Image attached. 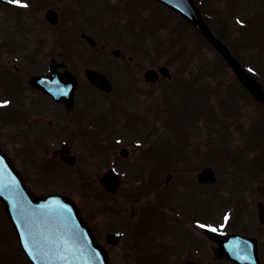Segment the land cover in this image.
Segmentation results:
<instances>
[{
    "label": "rangeland",
    "instance_id": "1",
    "mask_svg": "<svg viewBox=\"0 0 264 264\" xmlns=\"http://www.w3.org/2000/svg\"><path fill=\"white\" fill-rule=\"evenodd\" d=\"M43 2V7H39L37 9V13H35L34 16L26 15L22 18H16L14 15H10V13L5 12V16L3 13H0V28H2L0 31L3 35L8 36L9 38L8 41L6 42H0V46L3 45V47L12 49V50H18L17 52L15 51V56L16 60L22 61L21 64H18V67L15 66L14 61H9L7 62L6 56L2 55L0 56V65L2 68H6L7 66L10 67L9 71L14 72L17 71L18 75L21 76V81H23L26 85H28V78L34 74L35 72H40L42 69L45 68V64L49 61L50 57L53 56L54 58H58L59 60L71 58L73 68H75V71L78 73V77L80 78V83L79 87L77 90V95H76V100H77V105H82L83 103L88 102L87 97H90V94L88 93H93L95 95V99L98 102H101L98 99V95L95 94V90L85 84V88L87 93H84V83H85V78L83 77V71L85 66L89 67H94L97 69H108L109 74L114 78L116 81V87L117 89H121L118 85L122 84L123 88H129L127 91L129 93H123L122 95V103L125 100V104L128 105L129 107H135L138 108V115H142L144 113L149 114V119H146L144 121V124L147 126L140 127V129L147 130L149 129H155L154 125L157 122L154 123V120H152L153 116L155 115L156 111L152 112V109L155 107H162V103L164 102L165 108L163 112H169L171 115L174 117H179L181 120L180 123L184 125V123H187L188 120L185 119L184 114L185 110L182 109V107L186 106L183 104L184 96L181 94H178L177 88L175 89H169L164 92V88H171L172 86L168 85L166 83L165 79L163 82H160L156 84V86L153 88H150V86H146L143 84V72L149 68L152 67L153 65L156 64H163L164 61L166 63H169L171 65V71L173 73V70H175L180 62H183L184 60H187L188 57H190L192 54H195V57L193 58L192 61H190L189 65L185 68L186 70L182 71H177V77H180L183 81L188 80L187 78L192 77V71L195 73H201L204 72L206 73V77L203 79H200V83H205V85L211 86V87H216L219 84L224 85L227 83L230 79L233 80L232 73H230L229 67L224 65L225 68H217V64H222V61L220 60V56L213 51L204 41H201L199 37L189 28L186 27L185 22L181 21L178 19L177 15L172 11L167 10L163 5L157 3L154 0H129L131 1L129 8L132 9L131 12L127 11V5L128 2L127 0H42ZM211 1V0H210ZM245 3H249L250 5L253 3V0H243ZM243 1H241L240 5H244ZM256 6H258L259 9L262 8L261 6V0H256L255 2ZM55 7L58 11L59 14V22L58 26H49L46 24V20L43 16L44 10L47 7ZM207 8L211 9L210 5L208 2L206 3ZM114 7H118L119 12L121 14H116L114 12ZM70 8L73 10L71 11ZM71 13V14H69ZM132 13V14H131ZM230 16V12L227 13ZM251 16L254 14L253 11L249 13ZM241 16L244 17L245 14L241 12ZM212 21H215L213 17H211ZM260 22V23H259ZM259 22L256 23L254 22L252 27L247 28L244 30L247 33V37L249 33L252 31V38H254L255 41H260L261 47L264 48V37L262 36V30H260V24H263L262 20H259ZM172 23L173 27L176 26V31L173 32L170 31L172 28ZM215 29L217 28V31L220 35L222 34V30L220 28H224L227 26V24L224 23H217L213 22ZM230 25L231 22H230ZM130 26V29L133 28V32L129 33L127 30V27ZM73 28V30H70ZM144 28V29H143ZM152 30V29H159L158 31H161V35L158 32H151L148 34V31L146 30ZM70 30V31H69ZM143 34L142 37L146 36L143 41V50L140 49L136 50L135 47L137 45H140L138 41L140 40L139 38L135 36L140 33ZM221 30V31H220ZM81 31L88 32L89 34L93 35L97 39V43L99 47L104 46V49L100 50H95L92 49L88 46L85 45V43L82 41L79 33ZM147 31V32H146ZM157 31V30H153ZM227 31V30H226ZM224 31V32H226ZM254 32H256L254 34ZM264 33V32H263ZM70 38L69 40H66L67 38ZM61 37L62 42L57 43L58 38ZM141 37V38H142ZM228 39V37H226ZM200 40V41H199ZM229 40V39H228ZM236 42V41H235ZM25 44L23 50L20 49L23 44ZM69 43L73 45V48L71 49L67 46H69ZM239 43V44H238ZM255 43V42H254ZM253 43V44H254ZM61 44V45H60ZM34 45L38 48V50H34L32 46ZM67 45V46H66ZM235 46V43H233ZM237 45H241L240 42L237 41ZM236 45V46H237ZM254 46H256L254 44ZM257 47V46H256ZM35 48V47H34ZM114 48H119L121 49L125 54L127 55H134L136 58L132 60V62L129 63L130 65V71L129 69H126V66L122 65V61L120 59L113 58V56L110 54V50ZM166 48L172 52L173 50H178L175 52H179L181 58H177L175 55L174 58H171L172 56L166 54L163 56H159L160 52L166 51ZM199 49L202 50L203 52L195 53V50ZM76 51V52H75ZM142 51V54H141ZM261 50L259 49L258 52ZM69 53L71 54L69 56ZM76 53L77 57L74 56L73 54ZM191 54L190 56H188ZM256 54H258L256 51L253 53V57H255L256 62L255 65L257 66L256 68L259 70H262L263 72L261 74L264 75V61L261 60V62H257V59L259 57H256ZM183 55V56H182ZM243 55V54H242ZM184 57V58H183ZM244 57L248 60L247 54L244 53ZM264 58V57H263ZM253 59V58H252ZM110 62V63H109ZM156 63V64H155ZM108 64V65H107ZM213 64L214 66L211 67L210 65ZM122 67L121 70H119L120 66ZM101 66V67H100ZM259 66V67H258ZM178 69V68H177ZM103 70V69H102ZM123 71V72H122ZM125 74V75H123ZM129 74L131 76H129ZM174 74V73H173ZM194 75V74H193ZM228 75V79L225 78V76ZM1 77H4V73L1 74ZM14 77V76H11ZM129 77V78H128ZM132 77V78H130ZM129 79H134V82H132L130 85L125 81ZM137 79V80H136ZM221 79V81H220ZM230 80V81H231ZM233 82H235L233 80ZM125 83V84H124ZM164 85H161V84ZM124 84V85H123ZM129 85V86H126ZM167 85V86H166ZM235 85L239 86L240 83L235 82ZM162 86V88H161ZM166 86V87H165ZM160 88V92H156V89ZM239 90H242L241 87H238ZM94 90V91H93ZM130 90V91H129ZM223 89L218 90V92H213L212 90L209 89L208 93L206 95V100L204 101L205 108L203 113L205 114L206 112L209 113V110H213L214 107H219V101L218 95L220 97H224L223 95ZM123 91V89H122ZM16 93V91H13ZM225 92V91H224ZM29 93H34L32 92L31 89L26 90V94L22 92L21 96H18V100L21 102V104H24V107H28L29 104H32L31 107L34 108L35 104H37V99H32L31 95ZM36 96L40 97L39 94H35ZM13 96V94H12ZM14 97V96H13ZM232 97V96H231ZM249 97H244L242 98V101L239 103V109H240V118L239 122L237 121V116L235 115H230L227 116L228 119H226L225 114L222 113V110H219V115L220 119L217 117V125H219V128H222L223 132L226 133V131L231 132L235 130L236 135L238 137L236 138L237 140V146L241 147L247 145L246 140L240 135L245 132L248 133L250 131L249 129V124L251 126V121L252 119H260V122L258 124V128L256 129V132L258 134V138H250L249 140V145L250 147L247 149V153L245 155H248L247 158L251 157L250 160H248V164L250 161H252V166L249 168L244 166V164H241L239 161V164L241 167L245 168L246 172H248L251 177L249 179L248 185L252 184L254 185L258 180L254 179L255 177V172L263 166L262 169H264V117L259 118L257 111L260 110L262 111L263 109L259 108V106L256 104L255 101H248ZM165 101H164V100ZM17 101V100H16ZM198 101V100H197ZM195 101V102H197ZM248 101V102H247ZM19 102V103H20ZM97 102V103H98ZM29 103V104H28ZM203 102L201 101L200 103L197 104V107L199 109H202L200 105ZM99 104V103H98ZM140 104V105H139ZM151 105V106H150ZM211 107H209V106ZM43 106V107H42ZM54 102H50L47 100V105H39L37 111H44L46 113L44 114H38L36 121L30 118V123L31 127H28L26 124H23V126H20L19 129H13L14 126L8 123H5L4 127H2L1 131V125H0V132L2 133L0 137L3 139L2 141L5 144L6 149L13 153V156L16 159V163L19 164L20 167L23 168L26 177L28 180H30V183L32 186L36 189L37 193L41 192H47L48 190L54 189L56 191L62 192L63 190L68 192L69 195L74 196L77 200L78 203L81 205L82 210L87 214L88 209L92 208V206H95L93 203H99V205L103 204V199L101 197H105L103 195V188L100 186L98 182V178L100 175H102V170L104 167L107 165V163L104 161V159L97 153V151L92 152L90 148L91 142L87 140V138L84 135H76L72 139V150L71 152H74L78 155L79 157V167L82 169L81 172H78L80 175H76L74 171H71L68 166L58 159V157L53 158L52 157V149H57L60 147L61 142L66 140V136H68L67 131H62V128L66 126V130L69 129L70 127V120L68 121L67 118L69 114L74 115L75 111H65L61 106L55 108ZM150 106V107H149ZM41 107V108H40ZM30 108V106H29ZM215 108V109H216ZM246 108V109H245ZM112 109V108H111ZM7 114L12 115L11 118H13L15 123H19L22 121L21 117V112L16 106L15 108L9 106L5 108L4 110ZM35 112V111H34ZM111 112V111H110ZM256 113V114H255ZM153 115V116H152ZM212 115V114H211ZM263 115V114H262ZM260 115V116H262ZM15 116L17 118L15 119ZM165 118L160 119V123L158 125V129L155 133H152V136H150L151 142L156 145H163L164 143L167 142H173L172 144L175 145L176 143H180L178 140V135L177 137L174 136L175 132L172 128L168 126V115L166 114L164 116ZM176 117V118H177ZM214 115H212V118L210 117H205L200 115V123L198 131H194L192 134V139H191V144H183L184 147L186 148L187 152H183L181 155V151H179L178 158L175 157V159H180L182 157H191L194 159L196 157V152L201 153L202 157H208L210 155H213L214 160L213 164L216 169L217 175H218V183L215 187L214 190L217 191V189L222 190L223 187V192L219 198L223 200H220L219 203L221 205V208L218 210L215 209L213 213L210 214V211H208V208H202L204 212H206L207 217L209 220H215L218 223V226L220 227H228L230 225L228 221V216L226 214H221V210L228 204V202L231 201L229 197L233 194L232 189L228 188L230 186L231 180H236L237 183L241 184L242 178L237 179L235 176L234 171L232 170V166H236L237 163L235 164V161L228 160L224 157V152H223V147H217L216 145V139L217 136L215 137L214 135H221L218 131H215V127L213 126L214 121ZM216 119V118H215ZM237 119V120H236ZM167 120V122H166ZM254 121V120H253ZM207 122V123H206ZM224 122V123H223ZM231 122V123H230ZM226 123V124H225ZM230 123V124H227ZM201 124V126H200ZM149 125V126H148ZM187 126V124H185ZM27 126V127H26ZM50 126L51 129L54 131L50 132L47 136V139L52 138V145H49L48 147H39L37 148L35 160L37 162H49L50 160H54V164L59 165L58 169L55 168L53 173L54 177H51V179H38L39 177L37 176L39 168L34 165L31 161L30 158L27 159V157L22 158L21 156L18 155V152L21 151V147L18 136L21 138V136L24 137H29L32 136L34 140H38L42 137V131L44 133L47 132V128ZM203 126V128H202ZM123 127V124L121 125ZM231 127H234L233 129ZM28 128L29 130H27ZM20 129L24 130L23 134H20ZM138 129V126L135 128ZM32 130V132L30 131ZM19 131V132H18ZM70 132V131H69ZM171 134V135H169ZM138 135H145L142 133H138ZM182 136V133L181 135ZM69 137V136H68ZM194 140L196 142V146H194ZM48 141V142H49ZM104 143H107L108 145H111L113 141L109 140L106 141L105 139L103 140ZM47 142V141H46ZM213 142V143H212ZM212 145V146H211ZM167 147V144H166ZM233 147V146H231ZM50 149V150H49ZM233 149V148H231ZM236 150H238V147H235ZM261 150L262 154L260 155L261 157H258L256 160V152L258 150ZM49 150V151H48ZM164 152L162 153H157L154 156H149L147 157V160L149 161L150 159H153L154 157L157 159L158 156H161L162 159H165L164 157L169 156L167 153V149L163 148ZM245 152L246 150H242ZM22 152V151H21ZM32 153H35L32 152ZM31 153V154H32ZM110 153V151H109ZM165 153V154H164ZM38 155V156H37ZM253 155L255 158H253ZM217 160H216V158ZM246 159V156H245ZM253 159V160H252ZM134 160V158H133ZM132 160V161H133ZM151 162V161H150ZM150 162L147 164L149 165ZM235 164V165H232ZM152 165V162H151ZM206 164L198 161L193 160V163H190L189 166L186 165L185 168L188 170V173L186 176L185 174H181L185 172L183 170V167H177V166H169L165 167L163 169H160L161 173L159 174L162 181L164 176H166L168 173H172L174 177V181L171 179L169 182V189L172 186H179L180 184H186L189 186L193 180H191L190 175H193V179L195 177V174L198 172L200 167L205 166ZM251 165V164H249ZM184 166V165H182ZM236 168V167H235ZM248 168V169H247ZM261 169V170H262ZM70 170V171H69ZM242 170V169H241ZM248 170V171H247ZM181 174V175H180ZM242 174V173H241ZM245 174V173H243ZM242 174V176H243ZM39 175V174H38ZM263 173H260L258 176H263ZM186 176L189 180H184L183 177ZM244 176H248L247 174ZM260 177V178H261ZM264 177V176H263ZM37 179V180H34ZM54 178L56 186L54 183V187H45L43 185L44 182L48 183ZM246 178V177H245ZM32 179V180H31ZM176 179V180H175ZM254 179V180H253ZM81 180H83V185L80 184ZM182 180L183 182L179 181ZM164 182V181H163ZM260 183H263V181H260ZM42 184V185H41ZM126 184H132L126 182ZM196 184V181L194 182ZM181 186V185H180ZM257 185H254L251 189L249 188V191H247L248 195V204L245 206L244 209H242V213L239 214L240 216L238 217V221L235 223H240L248 226L247 218L251 216V209H256V203L259 200H263L264 196L263 193H261L260 190H257L256 188ZM204 187V186H203ZM206 187V186H205ZM241 187V186H240ZM239 187V188H240ZM124 188V187H123ZM213 188L207 187L204 189L206 192L211 193ZM237 189V188H236ZM189 190V188H187ZM219 190V191H220ZM158 194V197L161 198L163 196V193L161 192H155ZM151 194L148 196V199L152 201V203L155 204V199L157 200L158 197H156L157 194ZM201 194H204L203 190H200ZM199 193H196L194 190V187L190 189L189 192V200L191 201L193 199V196L198 195ZM180 195H183L186 197V195L180 193ZM179 196V195H177ZM194 196V198H195ZM218 196V195H217ZM203 196L200 195V198ZM228 197V198H227ZM197 198V196H196ZM215 198V195L213 194L209 197L210 203L212 204V200ZM203 204H207V198L204 201L202 199ZM109 203V201H108ZM140 204V202H138ZM136 204L138 206L139 204ZM224 203V204H223ZM100 205V206H101ZM131 205L130 204L127 208V215H131ZM169 205V203H168ZM162 207V206H161ZM3 206L0 203V221L6 225L7 219H5L4 216V210H2ZM168 208V207H167ZM166 208V210H167ZM201 208V207H199ZM161 210V209H160ZM100 211V210H99ZM104 211V210H103ZM162 211V210H161ZM95 212V210H94ZM201 212V211H200ZM203 212V214H204ZM137 213V211H136ZM163 213V211H162ZM167 214H172L170 213L169 209ZM168 214V215H169ZM181 214V213H180ZM209 214V215H208ZM247 214V217H246ZM153 215V214H152ZM190 215V214H189ZM192 215H195V212L192 213ZM191 215V217H192ZM179 220L172 218L170 222L168 221L169 226L165 228H169L171 232L164 234L165 236L161 237V244L160 245H165L168 244L171 247H174L176 250L177 248H184V242L182 238H184V235L181 233L182 231L187 234L189 237H193L196 241L202 242L203 246L199 244L201 247H205L204 245V238L200 239L198 238V231L193 228V224L191 223V218L188 216L187 220H180V215H174ZM147 217V216H145ZM137 215L135 214V217L133 216V222L137 220ZM92 221L94 227H97L98 233H99V238L100 240L104 243V233L106 232L107 229L109 228H114L115 230L119 228H126V226L123 224L124 221L131 226V223H128L129 220L126 217L124 213L121 212H116L115 215H112L111 213H108V211H100V213H97V216H95ZM165 219L164 214H161L160 212L156 215H153L152 219L150 222L144 223V229H147L149 227V223L155 224V225H160L161 222H163ZM240 221V222H239ZM250 221V220H249ZM187 223V224H185ZM191 223V225H190ZM232 224V226H235ZM252 223V221H251ZM242 224V225H243ZM1 225V224H0ZM112 226V227H111ZM231 226V225H230ZM251 227V225H249ZM106 229V230H105ZM164 229V228H162ZM159 230V229H157ZM261 237L260 240L264 242V227L261 229ZM163 230H160L159 233H162ZM166 230L164 229V232ZM181 231V232H180ZM11 232L6 231V229H2L0 226V264H6L5 262V257H4V252H7L11 254L12 252L16 255V257H22L23 255L17 250V244L13 241H10L9 234ZM15 235H12V239H14ZM137 240L135 239L129 242L127 241H122L121 243H118L117 247H112L113 249H110L112 259H113V264H133L134 262L141 264H179L181 263L179 258H175L171 255L170 251L169 252H164L167 253V258L162 257L159 259L151 257L150 253H153L154 257L157 256L156 252L153 250H150V248L145 244V241L140 242L139 244H136ZM143 244V245H141ZM197 246V245H196ZM165 249V248H164ZM150 250V251H149ZM174 252V251H172ZM262 252L264 253V244H263V250ZM22 255V256H21ZM170 255V256H169ZM13 254L10 255L12 257ZM172 258H168L171 257ZM15 257V258H16ZM13 258V257H12ZM178 259L177 260H174ZM169 259V260H168ZM9 264H29L22 260H16L13 259Z\"/></svg>",
    "mask_w": 264,
    "mask_h": 264
},
{
    "label": "water",
    "instance_id": "2",
    "mask_svg": "<svg viewBox=\"0 0 264 264\" xmlns=\"http://www.w3.org/2000/svg\"><path fill=\"white\" fill-rule=\"evenodd\" d=\"M163 1L191 20L224 53L234 70L249 85L250 77L214 40L189 0ZM46 80L44 84L38 83L44 90H50L55 80L57 83L56 75ZM251 90L264 100V92L256 85ZM204 172L210 173V170ZM203 174L199 175V180L204 181ZM0 199L14 223L21 246L34 264H107L105 250L93 238L74 203L57 195L34 197L23 187L21 178L7 162L0 166Z\"/></svg>",
    "mask_w": 264,
    "mask_h": 264
},
{
    "label": "flooded vegetation",
    "instance_id": "3",
    "mask_svg": "<svg viewBox=\"0 0 264 264\" xmlns=\"http://www.w3.org/2000/svg\"><path fill=\"white\" fill-rule=\"evenodd\" d=\"M127 134H130V132H128ZM126 147V146H125ZM127 148V147H126Z\"/></svg>",
    "mask_w": 264,
    "mask_h": 264
},
{
    "label": "snow or ice",
    "instance_id": "4",
    "mask_svg": "<svg viewBox=\"0 0 264 264\" xmlns=\"http://www.w3.org/2000/svg\"><path fill=\"white\" fill-rule=\"evenodd\" d=\"M26 6V5H25Z\"/></svg>",
    "mask_w": 264,
    "mask_h": 264
}]
</instances>
